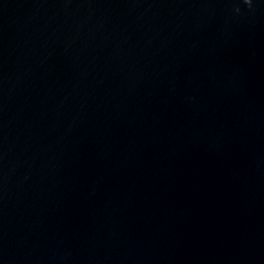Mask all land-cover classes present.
<instances>
[{
    "label": "water",
    "instance_id": "water-1",
    "mask_svg": "<svg viewBox=\"0 0 264 264\" xmlns=\"http://www.w3.org/2000/svg\"><path fill=\"white\" fill-rule=\"evenodd\" d=\"M0 264H264V0H0Z\"/></svg>",
    "mask_w": 264,
    "mask_h": 264
}]
</instances>
